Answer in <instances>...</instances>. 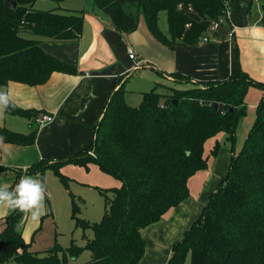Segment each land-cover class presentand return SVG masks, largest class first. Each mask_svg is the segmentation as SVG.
Masks as SVG:
<instances>
[{
	"label": "trees",
	"instance_id": "1",
	"mask_svg": "<svg viewBox=\"0 0 264 264\" xmlns=\"http://www.w3.org/2000/svg\"><path fill=\"white\" fill-rule=\"evenodd\" d=\"M14 1L16 9L0 0V85L11 81L43 84L55 71L76 74L74 66L44 50L38 37L78 39L84 29L83 12L59 13L34 8L37 0ZM93 2L121 32L135 30L143 17L154 37L170 47L197 45L205 37L209 39L210 33L226 37L231 31L229 18L212 29L215 20L226 16L229 5L225 0ZM161 10L167 12L168 34L159 24ZM24 31L35 37L22 35ZM252 85L264 89V82L240 69L227 80L192 88L168 87L160 92L155 87L143 93L137 106L126 101V90L120 86L86 151L59 162L41 159L26 171L44 180L46 171L52 169L59 177L72 197L71 218L83 229L86 244L72 239L63 246L56 238L50 248L34 251L19 229L24 212L15 210L4 217L5 227L0 231V264L10 260L17 264H72L85 250H90L91 257L83 264H139L147 246L142 230L190 195V177L209 165L205 143L219 132L227 134L233 150L228 173L183 240L172 246L166 264H264V93L245 142L236 151L237 126L247 113L246 95ZM213 101L219 102L218 110L210 106ZM11 102L14 107L8 108V113L36 121L38 110ZM37 133L38 127L22 133L0 125L5 142L31 144ZM219 146L217 142L213 154L217 155ZM90 150L93 154H88ZM66 163H95L121 182L98 188L105 205L100 221L80 216L84 199L76 198L70 190V179L62 172ZM16 171L18 178L10 190L22 175V169ZM46 201V214H52L48 197ZM89 229L92 237L87 234Z\"/></svg>",
	"mask_w": 264,
	"mask_h": 264
},
{
	"label": "crops",
	"instance_id": "2",
	"mask_svg": "<svg viewBox=\"0 0 264 264\" xmlns=\"http://www.w3.org/2000/svg\"><path fill=\"white\" fill-rule=\"evenodd\" d=\"M77 1L68 0V9L82 11L84 15L83 33L78 39L38 38L44 50L71 64L78 72L55 71L45 83L34 86L15 81L0 85L7 87L10 99L20 107L54 117L44 125H38L36 121L7 111L0 115V125L18 132L29 133L38 127L35 142L31 144L4 140L0 143V185H12L18 178L16 169H22V175H29L26 174L27 169L41 159L59 162L86 151L109 100L120 86L126 90V100L141 103L143 93L155 87L160 92H165L168 87L192 88L207 82L227 80L238 74L240 69L253 79L264 82L262 0H225L230 10L231 35L215 37L210 33L207 41L197 45L178 43L174 47L154 37L143 17L135 30L121 32L92 0ZM159 24L168 34L167 23ZM130 46L136 50L137 60L129 57ZM180 74L184 77L178 78ZM263 93L262 88L249 87L247 113L239 119L237 126L236 151L242 148L253 125ZM219 133L208 139H215V145L219 142L217 155L212 153L214 145L211 148L213 158L209 157L210 153L206 155L208 168L198 171L188 181L190 195L166 212L159 221L142 230L147 246L139 264L168 262L172 246L183 240L185 232L200 217L210 197L227 175L233 150L231 144L230 147L222 146ZM62 172L70 179L69 185L75 181L97 190L99 187L107 189L119 185L113 176L102 171L95 163L88 166L66 163L62 166ZM42 181L47 210L46 197L52 208L53 182L50 179L47 181L46 177ZM11 211L7 207H0V231L5 227L4 217ZM46 216L53 221V209L52 214L45 212L39 219L24 213L19 224L25 240L31 242L30 248L34 251L46 250L55 243L54 240L49 246L38 245L47 240L43 232H39L40 222H44Z\"/></svg>",
	"mask_w": 264,
	"mask_h": 264
},
{
	"label": "rangeland",
	"instance_id": "3",
	"mask_svg": "<svg viewBox=\"0 0 264 264\" xmlns=\"http://www.w3.org/2000/svg\"><path fill=\"white\" fill-rule=\"evenodd\" d=\"M89 1L91 2V0ZM69 4L70 2H68V0H64L61 2H56L54 0H37L34 3V8L42 10H53L55 12L63 13L70 11L68 9ZM160 22H165L168 25L167 12L165 10L160 11L159 23ZM22 35L35 37L34 34L28 31L22 32ZM126 101L133 106H137L140 104V102H134L133 100L128 98ZM218 136L219 141L222 143V146L227 145L228 147H230V143L227 141V134L225 132H220ZM214 143L215 139H210L207 141V143L205 144V155H208L209 153L211 154V148L214 147ZM90 151L88 152V154H90ZM209 157L213 158L212 154ZM45 177L47 181L50 179L53 182L51 183V190L54 197L52 202L54 220L50 221L49 217L46 216L43 219L44 222H40V224H42L41 228L39 229L40 231H38L43 232V237H47V240L41 242V244L38 245L42 247L49 246V243H54L55 237H57L59 243L63 246H68L71 243L72 239H76L75 241L79 245H85L86 238L84 237L83 229L80 227H76L74 221L71 218L72 199L69 190L66 189L63 183L51 169L47 171ZM117 181L120 185L121 182L119 180ZM70 190L75 194L76 198H79V196H81L85 199V202H83L82 204L80 203V216L87 220H90L91 222H97L102 219L105 210L104 197L97 189L92 188L87 184H81L76 183L75 181H71ZM109 195L113 196L112 193H109ZM87 234L92 237L93 231L89 229L87 230ZM90 257V250H85L76 259H72L71 263L83 264L88 261ZM7 264L17 263L15 260H10L7 262Z\"/></svg>",
	"mask_w": 264,
	"mask_h": 264
},
{
	"label": "clouds",
	"instance_id": "4",
	"mask_svg": "<svg viewBox=\"0 0 264 264\" xmlns=\"http://www.w3.org/2000/svg\"><path fill=\"white\" fill-rule=\"evenodd\" d=\"M14 107L7 87L0 86V115L8 108ZM4 140L0 137V143ZM45 186L41 179L22 175L19 182L11 190L8 185H0V207H7L13 211L28 213L34 219H39L46 212Z\"/></svg>",
	"mask_w": 264,
	"mask_h": 264
},
{
	"label": "built area",
	"instance_id": "5",
	"mask_svg": "<svg viewBox=\"0 0 264 264\" xmlns=\"http://www.w3.org/2000/svg\"><path fill=\"white\" fill-rule=\"evenodd\" d=\"M229 13H230V10L229 8L227 9L226 11V16H222L220 18H218L217 20H215L212 24V29H217L219 26H221L222 24H225L226 22H228V18H229ZM232 34V32H230V35ZM208 38L205 37L204 38V41H207ZM128 55L130 58L134 59V60H137L138 59V55L136 53V50L130 46L128 48ZM53 116L51 115H48V114H41L39 115L37 118H36V122L38 123V125H44L45 123L53 120ZM90 153L93 154V151L91 150Z\"/></svg>",
	"mask_w": 264,
	"mask_h": 264
},
{
	"label": "water",
	"instance_id": "6",
	"mask_svg": "<svg viewBox=\"0 0 264 264\" xmlns=\"http://www.w3.org/2000/svg\"><path fill=\"white\" fill-rule=\"evenodd\" d=\"M6 5L12 9H16L17 7V2L14 0H6ZM175 103H177V100H174ZM210 106L215 109L218 110L219 109V102L218 101H213Z\"/></svg>",
	"mask_w": 264,
	"mask_h": 264
}]
</instances>
